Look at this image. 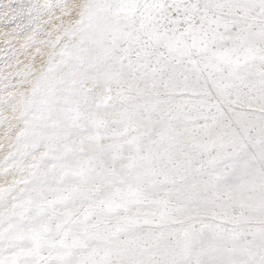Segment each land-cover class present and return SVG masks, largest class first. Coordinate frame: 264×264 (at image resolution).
<instances>
[{
    "label": "snow or ice",
    "instance_id": "snow-or-ice-1",
    "mask_svg": "<svg viewBox=\"0 0 264 264\" xmlns=\"http://www.w3.org/2000/svg\"><path fill=\"white\" fill-rule=\"evenodd\" d=\"M0 264H264V0H0Z\"/></svg>",
    "mask_w": 264,
    "mask_h": 264
}]
</instances>
